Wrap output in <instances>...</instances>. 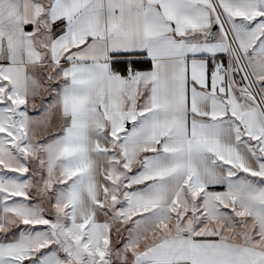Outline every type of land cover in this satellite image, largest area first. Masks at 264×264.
Instances as JSON below:
<instances>
[{
    "label": "snow or ice",
    "instance_id": "6c2138e0",
    "mask_svg": "<svg viewBox=\"0 0 264 264\" xmlns=\"http://www.w3.org/2000/svg\"><path fill=\"white\" fill-rule=\"evenodd\" d=\"M0 264H264V0H0Z\"/></svg>",
    "mask_w": 264,
    "mask_h": 264
}]
</instances>
